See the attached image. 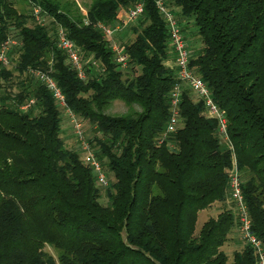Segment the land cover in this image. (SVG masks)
<instances>
[{
    "label": "trees",
    "instance_id": "obj_1",
    "mask_svg": "<svg viewBox=\"0 0 264 264\" xmlns=\"http://www.w3.org/2000/svg\"><path fill=\"white\" fill-rule=\"evenodd\" d=\"M141 1L142 14L123 28L134 37L120 44L127 57L121 68L93 24L115 25L132 0H91L85 16L72 0H0V45L17 43L8 48V64H0V264H254L247 244L227 263L221 247L236 226L230 208L222 206L195 232L197 213L226 199L231 157L216 121L186 87L179 124L164 133L178 79L166 63L165 22L154 0ZM167 6L182 33L190 22L187 34L199 42L188 67L226 117L251 230L264 247V0ZM33 7L46 14L42 24ZM57 25L78 48L85 79L56 47ZM28 68L49 70L67 107L94 126L86 141L108 180L103 190L64 145L60 109ZM28 98L33 104L20 110ZM112 101L128 111L106 114Z\"/></svg>",
    "mask_w": 264,
    "mask_h": 264
},
{
    "label": "built area",
    "instance_id": "obj_2",
    "mask_svg": "<svg viewBox=\"0 0 264 264\" xmlns=\"http://www.w3.org/2000/svg\"><path fill=\"white\" fill-rule=\"evenodd\" d=\"M169 0H154L155 7L165 22L170 47V57L172 67H174L178 82H176L169 92L170 108L169 115L165 123L164 133H172L179 124L178 101L182 87L188 88L195 99L200 100L203 108V115L216 121V135L224 149L228 150L231 157V167L228 171L227 199L231 203L232 209L236 215V230L239 238L247 244L254 257V264H264V247L260 240L251 230V221L247 212L246 205L240 189V176L235 162V156L232 144L227 134V121L222 110L213 102L210 92L202 79L194 74L188 67L190 51L187 49L184 34L182 33L177 19L173 12L168 8ZM123 11L120 21L113 26L105 25L102 22H95L93 25L98 28L108 39L109 47L113 54V60L121 68L126 66V54L122 51L120 43L117 42L115 35L119 33L126 25L133 23L143 12V2L141 0H132L129 6L121 7ZM85 16V11H82ZM31 15L34 21L42 24L47 20L46 14L38 7H33ZM45 22V21H44ZM84 24L88 23L86 17H83ZM55 44L64 55L66 62L75 70L79 79H85L84 61L81 60L78 48L74 42L69 39L61 26L57 25L55 31ZM17 44L14 39L6 40L0 45V64H8L7 52L11 45ZM26 73L29 77L43 84L50 92L53 100L60 109L62 117L66 118L75 140L78 142L79 150L82 153L81 160L87 164L94 174L95 183L105 188L108 180L100 162L95 157L88 142L83 138L82 122L66 105L64 96L57 86L49 70L39 68H28ZM33 104V99L28 98L20 104V110H26Z\"/></svg>",
    "mask_w": 264,
    "mask_h": 264
},
{
    "label": "rangeland",
    "instance_id": "obj_3",
    "mask_svg": "<svg viewBox=\"0 0 264 264\" xmlns=\"http://www.w3.org/2000/svg\"><path fill=\"white\" fill-rule=\"evenodd\" d=\"M72 1L75 3V5L81 11V13H82V11L86 10L88 4L91 2V0H72ZM15 5L19 11H21L23 13L27 12V6L23 1H17ZM119 12H120V17H121L123 11L121 10ZM44 21H46V20L44 19ZM28 23H30V21H28ZM129 24H132V23H129ZM187 25H188L187 32H189V31H191V23L188 22ZM187 32H185L183 34H184L185 42L187 45V49L190 51V49L192 47L198 46L199 42H198V40H196L194 34L189 35V34H187ZM133 37H134V35L132 33H130L128 30L126 32V35H124L123 29L115 35L117 42L120 44L127 41L128 39H132ZM169 57H170V55H169ZM166 63L170 64V60H167ZM130 73L131 72H128V74H130ZM133 109L138 110L139 108H138V106L134 105ZM127 111H128V107L123 102L112 101L108 105V107L105 109L104 112L106 114H109V115H119V114L125 113ZM62 118H63L62 119V126H61L62 131H61L60 136L63 140V143L67 148L75 149L78 152L79 157L81 158L82 153L79 150L78 142L75 140V136L72 134V131L70 129V126L68 124L67 119L64 117H62ZM81 122H82V129H83V135H84L83 138L86 140L87 138H90L92 136L94 126L88 122H84L83 120H81ZM101 190H103V188H101ZM105 201H106L105 197L102 196L100 198V202L105 203ZM222 206H225L228 209L230 208L234 212V210L232 209L231 203L228 201L227 197H226L223 204L218 203V202L211 204V206H209L208 208L201 210L197 213V218H196V222H195V232L198 230V228L202 224V222H204L207 218L214 217L219 212V210L222 208ZM234 215H235V213H234ZM235 217H236V215H235ZM244 244H245V242L239 238V235L237 234V230H236V226H235L230 231L227 241L221 247L222 251L227 256V263H230V261L232 259L233 251L240 250ZM44 250H46L47 252H49L53 256H56V252L51 247H49L48 245L44 246Z\"/></svg>",
    "mask_w": 264,
    "mask_h": 264
},
{
    "label": "crops",
    "instance_id": "obj_4",
    "mask_svg": "<svg viewBox=\"0 0 264 264\" xmlns=\"http://www.w3.org/2000/svg\"><path fill=\"white\" fill-rule=\"evenodd\" d=\"M169 60H170V64H169V65H172V62H171V57H169Z\"/></svg>",
    "mask_w": 264,
    "mask_h": 264
}]
</instances>
